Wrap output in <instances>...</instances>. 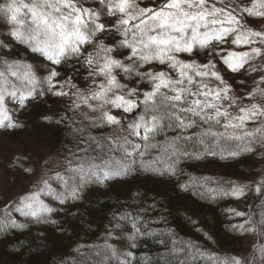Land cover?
<instances>
[{"label": "trees", "instance_id": "obj_1", "mask_svg": "<svg viewBox=\"0 0 264 264\" xmlns=\"http://www.w3.org/2000/svg\"><path fill=\"white\" fill-rule=\"evenodd\" d=\"M89 1L87 7L92 4ZM35 3L0 0V70L5 71L3 80L9 89L5 100L12 107L7 130L15 141V162L33 180L16 198L0 191V264H100L101 260L144 264L145 257L150 264H252L259 247L252 230L258 226L257 210L264 195V82L254 85L240 69H226L222 74L211 63L203 64L209 55L206 50L192 69L185 70L191 81L173 70L180 80L177 88L184 91L162 87L145 104L144 92L152 89L140 82L137 69L147 70L138 63L128 80L120 76L126 92L137 89L125 100L135 101L134 110L145 117H158L147 139L139 138L117 120L106 119L105 114L112 115L116 109L110 101L124 92L116 89L105 99L93 95L102 90L101 83L106 84L102 75L89 74L107 56L97 48L93 56L99 52V62L93 65H87L79 53H69L59 67L35 69L34 94L21 105L20 93L13 95L11 88L22 81L8 72V65L23 59L26 49L18 40L35 27ZM110 8L106 1L100 4L92 14L102 20L92 16L87 20L89 27L95 30L97 24H112ZM223 13L220 9L217 14ZM115 35L107 30L97 39L108 37L110 43ZM52 68L59 73L56 81L63 82L59 92L51 91V83L44 79ZM12 70H17L15 65ZM177 95L180 99H173ZM197 100L199 105L194 104ZM217 112L227 115L217 117ZM246 114L248 118L241 121ZM181 121L191 127H182ZM173 142L176 151L165 152V145ZM100 157L115 163L100 167ZM173 165L175 173L170 174L167 166ZM115 172L122 174L105 179L106 173ZM190 174L198 179L210 177L204 183L224 191L209 194L203 183L181 190L178 185L186 184ZM42 183V188L45 183L50 186L47 190L58 195V201L63 195L64 203L38 218L17 212L18 202ZM233 188L242 192L233 195ZM152 229L159 231L148 235ZM105 244L115 254L106 252Z\"/></svg>", "mask_w": 264, "mask_h": 264}, {"label": "clouds", "instance_id": "obj_2", "mask_svg": "<svg viewBox=\"0 0 264 264\" xmlns=\"http://www.w3.org/2000/svg\"><path fill=\"white\" fill-rule=\"evenodd\" d=\"M87 2L88 0H36L34 5L47 17L48 24H38L33 18L35 27L29 30L26 38L18 40L21 48L26 49L21 53L23 59H16L9 64L8 72L12 75L13 65H15L17 69L15 71L19 75L14 77L21 81L24 73L35 72V69L44 65L59 67L63 58L69 53L74 56L79 53L84 57L87 65H93L94 61L99 62L97 59L99 52L93 56V52L99 48L107 53L105 62L95 72L90 70L89 74L102 75L106 84L101 83L102 90L94 91L93 95L95 98L105 99L108 93H114L116 89H119L124 92V95H115V99L110 102L114 108L123 107L125 112L130 113L131 111L127 109L131 104H135V101H126L125 95L134 94L137 89L133 88L131 92H126V86L120 82V76L128 80L131 70L138 63L147 70L146 73H140L137 69V74L142 77L140 82L147 83L152 89L146 92H159L162 87L169 85L173 91L180 92L184 89L177 88L180 80L174 76L173 70L178 72L180 77H187L191 81L192 77L188 76L185 70L192 69L193 64L206 50L209 55L205 57V60L211 62V53L219 46L217 41L224 42V35L222 39L215 38L217 31H223V34L231 32L234 36L231 43L241 44L238 40H242V34H237L235 29L209 28V25H223L220 22H227L230 14L225 19L217 18L219 11L205 7L208 0L203 2L184 0L188 8L194 10L188 11L180 4L170 10L173 14L166 25H161L160 21L153 19L146 10L159 9L161 5L167 4L168 0H128L124 10H121L120 0H112L109 15L114 18L113 23L103 24L102 28L99 27L100 24H97L95 30L89 27L87 14L81 12V8L87 6ZM96 2L103 4L104 0H96ZM78 4L80 7L77 6ZM111 9L116 11L113 12ZM77 16L81 17L79 21ZM125 20H130L131 23L125 24ZM202 27L205 29L203 32H201ZM189 28H191L190 35L186 31ZM107 30H114L116 33L112 36V42H107L108 37L98 40L97 37ZM65 36L67 39L64 38ZM204 40L208 42L202 43ZM49 55L58 58L61 63H53L48 58ZM185 57H188L191 62H186ZM0 74L3 77L6 76L3 70H0ZM199 74L204 75V73ZM145 75L148 77L146 80L143 79ZM146 92H144L145 99H147ZM84 103H87V100ZM142 116L144 115L139 116L138 122L135 119L130 121L128 127L132 129L137 123H142L140 120ZM100 159L103 160V157ZM111 163H115L111 158L103 160L100 167H107Z\"/></svg>", "mask_w": 264, "mask_h": 264}, {"label": "rangeland", "instance_id": "obj_3", "mask_svg": "<svg viewBox=\"0 0 264 264\" xmlns=\"http://www.w3.org/2000/svg\"><path fill=\"white\" fill-rule=\"evenodd\" d=\"M104 1H106V3L111 7L112 0H104ZM89 2H92V4L89 5L88 7L86 6L84 9H81V12L87 14L88 19H90L92 16L96 17L99 22L102 19L97 17L96 14H92V12L95 11V9L100 6V4L97 3L96 0H90ZM207 3L210 4L211 6L208 8L209 10L217 9V8L222 9V11L224 12L223 15L217 14V18L225 19L228 14H231L237 17L239 21L238 23H233V24H229L225 22L223 25H219V24L209 25V28L235 29V32L237 34H245L250 29H255L258 32L264 33V27H262L264 26V19H256L253 16L249 15L248 12H246V9H250L254 7V0H208ZM162 6L163 5H161L160 7ZM222 7L223 8L225 7V10ZM241 8L243 10H241ZM85 9H88L89 11H84ZM234 9L235 12H233ZM152 10L155 11L158 9L153 8ZM187 10L192 11L194 9L188 8ZM255 11L264 12V0H255ZM149 14L151 13L149 12ZM209 18L211 19L212 17ZM186 31L188 32L189 35L191 34V28L187 29ZM203 31H205V29ZM233 38L234 36L231 32L224 33V42L220 43L219 41H217L219 46L216 48L215 51L211 53L212 59L211 62L209 63H211L212 66L215 67V69L221 71L223 74L224 72H226V69H230L223 62L224 59L228 57L230 52H235L237 54L248 52L249 53L248 56L243 58V64L237 66L236 69H240V71H243L245 75L249 77L250 82L253 83L254 85L263 83L264 82V37L252 36L247 45L243 43H241L240 45H233L231 43ZM255 48H259L261 51L259 53L253 52L252 49ZM207 63L208 62L205 61L203 64H207ZM53 84L55 86H53ZM62 86H63V82L61 81L59 82L55 80L49 85V89L53 92H59V89L62 88ZM221 91L223 90L221 89L218 90V92ZM8 93L9 90L5 94ZM5 94H4V99L7 98V96L5 97ZM120 95H124V93H121ZM5 106L7 107L8 114L10 116L12 107L6 100H5ZM256 109L257 107L255 108V110ZM112 115L116 117V120L118 121L119 125L122 128L129 129L135 137L137 136L140 138L148 133V132L145 133L143 126H141V128L139 129L140 132L139 135L136 134L135 128L130 129L128 127V123L133 119H135L137 122L139 121V116L142 114L137 110L132 109L131 112L129 113V112H125L124 108L121 107V108H116L112 113ZM145 120L149 123V126H151L152 120L147 117H145ZM10 123H11L10 119H8L5 120L2 125H0V188L1 186H4V188L0 189V191L5 190L4 195H6V197L16 198L14 196H18L24 189H29V185L33 183L32 182L33 180L27 178V174L24 173V171L19 167L17 162H15V160L17 161V157L13 153L15 141H13L11 134H9L7 130ZM19 168L21 170H19ZM42 186L43 183L41 184L40 188H38V190L42 189ZM63 193H66V191L63 190ZM40 199L43 200L44 203L49 208L52 209L51 212H53L55 207H58L60 203H64V200H62L64 199L63 195L61 196V198H59L58 201V195L57 196L51 195L50 190L47 189L41 192ZM262 200H263V205L260 207V209L257 210V214H260L258 217V226L254 227V230H252L254 236L258 238V245H259L258 251L256 253V256L254 257L252 264H264V195L262 196ZM21 202L22 201L18 203L21 204ZM19 205H17V207ZM51 212L44 213L41 216L44 215L46 216ZM20 214L24 215L22 213ZM27 216H31V215H27Z\"/></svg>", "mask_w": 264, "mask_h": 264}, {"label": "snow or ice", "instance_id": "obj_4", "mask_svg": "<svg viewBox=\"0 0 264 264\" xmlns=\"http://www.w3.org/2000/svg\"><path fill=\"white\" fill-rule=\"evenodd\" d=\"M182 2H184V0H168V3L163 5L162 7H160L158 10L153 11L152 9H148L147 11L151 13V16H152L153 19L159 20L161 25H166V24H168L170 22L169 18L173 14L170 11V9L178 7ZM201 2H203V0H201ZM127 4H128V0H120L121 10H124V8L127 7ZM84 11H89V10L85 9ZM216 11H220V9L217 8ZM246 11L249 13V15L253 16L256 19H264V12L255 11V0H254V7L250 8V9H246ZM32 12H33V18H34V20L37 21L38 24L39 23H43L45 25L48 24L47 17L35 5L32 6ZM80 19H81V17L77 16V20L79 21ZM238 22H239L238 18L235 17L234 15L230 14L228 16V18H227V23H229V24L238 23ZM124 23L125 24H130L131 21L130 20H125ZM220 23L224 24L225 21H221ZM99 27L102 28L103 24H100ZM49 28H51V25H49ZM16 35H17V37H19V36H21L23 34L22 33H16ZM223 35H224L223 31H217L215 38L217 40L222 39ZM252 36L264 37V33L258 32L255 29H250L247 33L242 34V40H238V43H243V44L247 45L248 42L250 41V38ZM64 38L67 39V36H65ZM207 42H208L207 40L202 41V43H207ZM189 47H191V46H189ZM252 51L259 53L261 50L259 48H255V49H252ZM45 54H47V52ZM248 54H249L248 52H243V53H240V54H237L235 52H230L228 57H226L223 62L230 69L235 70L237 66H240V65L243 64V58L247 57ZM48 58L51 61H53V63H55V64L61 63V61L58 58H55V57H53L51 55H49ZM10 68H11V66H10ZM214 74L217 75L218 77L220 75L219 73H214ZM12 75L13 76H17L19 74L15 70H13L12 71ZM58 76H59V73H58L57 70L50 69L48 74L44 77V79L46 81H48L49 83H52L53 81L56 80V78ZM21 81H22V83L20 84L19 87H17V85H12L11 92H12L13 95H15L17 92L20 93L19 101H20V104L23 105L28 98L33 96L34 88H35V86L38 83V77H37V74L35 72H32V73L26 72V73H24L21 76ZM24 81H26L27 83H23ZM6 85H7V81H4L2 74H0V125H2L5 120L10 119V116L8 114V109L5 106V99H4V94L9 90ZM53 86H55V85L53 84ZM225 91H228V89H225ZM60 94L62 95V93H60ZM154 94L155 93H152V92H146L145 93V96L147 97V99H145V104H147L148 101L153 99ZM217 95H218V93H217ZM174 99L178 100V99H180V96L178 95ZM200 103L201 102L199 100L194 101V104H196V105H199ZM205 106H209V105H205ZM135 107H136V104H131L128 107L127 110L131 111ZM255 108H256V105H253V109H255ZM156 110H157L156 108H153V111H156ZM192 110L195 111V109H192ZM222 114L223 115H227V113L217 112L216 116L219 117ZM105 115H106V119L109 122H117L116 121V117L114 115H111V114H105ZM247 118H248V114H246L243 117H240L239 119L241 121H243L244 119H247ZM140 120L142 121V123H137L135 125V127H134L136 129V134L137 135L140 134L139 129L141 128V126L144 127L145 133H147V132L151 131L152 128H155L156 124L158 123V117L157 116H153L152 117L151 126H149V123L145 120L144 116H142L140 118ZM181 126L182 127H191V124L185 125L183 123V121H181ZM233 126H235V125H233ZM145 139H147V135H145ZM175 139H178V138H174V140ZM137 147H139V145H137ZM168 150H171L173 153L176 151L174 142L173 143H168V144L165 145L164 151L167 152ZM202 155H203L202 153L199 154V156H202ZM167 170H168V172L170 174H174L175 173V166L174 165L173 166H167ZM153 171L156 172L157 174H160V170L159 169H153ZM120 174H122V173H120V172L106 173L105 174V179L110 178L111 175H120ZM208 179H211V178L210 177H202V178L198 179L196 176L191 175V179L186 184L178 185V187H180L181 190L187 191V190H189L190 185L203 183L205 190L209 194L216 195V194L222 193L224 191L223 188H216V189L209 188L207 186V184L204 183ZM49 187L50 186L47 185V183H45V187L44 188L38 190L35 193H32L29 196H26V197L22 198V202L17 207L16 211L19 212V213H22V214H24L26 216L27 215H31V216H34V217H37V218L40 217L44 213L51 212L52 209L49 208L44 203V201L40 199L41 192L45 191L46 189H49ZM241 192H242V189H240V188H233L232 189V194L233 195H239ZM73 195H75V193H73ZM133 227L135 228L136 225L133 224ZM137 231H139V229H137ZM158 231H159L158 229H152L148 233V235H155ZM200 231H203V230L201 229ZM204 235H207V233H204ZM209 239H211V238L209 237ZM188 246L189 247H193L191 242H188ZM104 249L106 250V252H111L112 254H115V251H116L109 244H105L104 245ZM200 254L204 255L205 253H200ZM102 255H104V254H102ZM233 259H238V258H233ZM100 264H104V261L101 260ZM144 264H150L149 258L145 257Z\"/></svg>", "mask_w": 264, "mask_h": 264}]
</instances>
